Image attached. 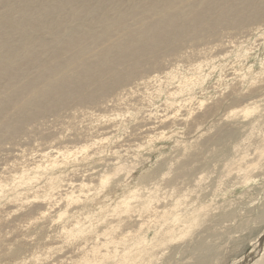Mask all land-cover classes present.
Masks as SVG:
<instances>
[{
  "label": "rangeland",
  "instance_id": "rangeland-1",
  "mask_svg": "<svg viewBox=\"0 0 264 264\" xmlns=\"http://www.w3.org/2000/svg\"><path fill=\"white\" fill-rule=\"evenodd\" d=\"M221 25L1 136L0 264H264V20Z\"/></svg>",
  "mask_w": 264,
  "mask_h": 264
},
{
  "label": "bare ground",
  "instance_id": "bare-ground-1",
  "mask_svg": "<svg viewBox=\"0 0 264 264\" xmlns=\"http://www.w3.org/2000/svg\"><path fill=\"white\" fill-rule=\"evenodd\" d=\"M257 20H264V0H0V138L43 110L113 89L137 75L141 63L176 49L186 37L198 38L221 24L237 28ZM224 132L229 130L217 139ZM107 182L104 177L101 187ZM85 186L81 181L79 193L61 192L67 206L89 196L85 193L91 189ZM127 197L117 206L128 209ZM199 212L187 214L188 222L196 221ZM73 231L78 235L85 229ZM147 234L134 238L132 246L141 245L136 253L129 244L114 263L134 264L149 247ZM105 254L95 260L103 262Z\"/></svg>",
  "mask_w": 264,
  "mask_h": 264
}]
</instances>
